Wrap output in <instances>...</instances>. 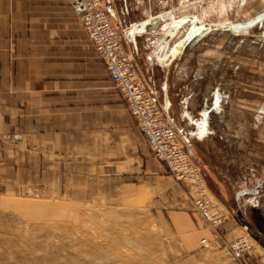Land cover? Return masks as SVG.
<instances>
[{
    "label": "crops",
    "instance_id": "1",
    "mask_svg": "<svg viewBox=\"0 0 264 264\" xmlns=\"http://www.w3.org/2000/svg\"><path fill=\"white\" fill-rule=\"evenodd\" d=\"M103 3L143 83L179 124L178 136L230 213L210 228L189 209L171 211L181 250L248 234L241 209L264 187V98H253L249 61L203 47L199 18L190 21L194 33L180 29L169 17L172 0ZM253 157L263 171L255 191ZM0 173L7 186L48 196L68 189L94 202L181 197L183 185L149 149L70 0H0ZM260 248L243 263L264 264Z\"/></svg>",
    "mask_w": 264,
    "mask_h": 264
},
{
    "label": "rangeland",
    "instance_id": "2",
    "mask_svg": "<svg viewBox=\"0 0 264 264\" xmlns=\"http://www.w3.org/2000/svg\"><path fill=\"white\" fill-rule=\"evenodd\" d=\"M172 9L171 20H181L176 25L186 27L189 34L196 30L190 26L192 17L205 24L197 29L203 47H219L221 53L229 51L236 60L249 61L253 98H259L261 92L263 100L264 0H172ZM165 117L180 135L179 124L170 115ZM253 165L251 185L255 191L263 171L256 169L254 157ZM1 174L0 264H244L245 253L240 258L234 256L228 248L231 242L245 239L249 251L264 248V187L261 197L241 209V223L248 234L226 246L187 252L181 250L168 222L171 211L189 209L213 227L194 211L183 186L181 197L173 200L164 201L160 196L151 202L154 195L150 194L144 200L124 202L94 196V202L93 196H69L68 189L53 196L34 188L18 190L7 186ZM232 189L240 190L239 186Z\"/></svg>",
    "mask_w": 264,
    "mask_h": 264
},
{
    "label": "built area",
    "instance_id": "3",
    "mask_svg": "<svg viewBox=\"0 0 264 264\" xmlns=\"http://www.w3.org/2000/svg\"><path fill=\"white\" fill-rule=\"evenodd\" d=\"M70 3L153 155L166 164L169 173L188 191L194 211L211 227L222 226L230 213L212 194L200 167L143 83L123 48L119 26L106 11L103 0H70ZM201 243L209 248L206 239ZM228 248L240 258L251 246L245 239H239Z\"/></svg>",
    "mask_w": 264,
    "mask_h": 264
},
{
    "label": "bare ground",
    "instance_id": "4",
    "mask_svg": "<svg viewBox=\"0 0 264 264\" xmlns=\"http://www.w3.org/2000/svg\"><path fill=\"white\" fill-rule=\"evenodd\" d=\"M223 13V12H222ZM109 213V212H108ZM248 240V239H247Z\"/></svg>",
    "mask_w": 264,
    "mask_h": 264
}]
</instances>
